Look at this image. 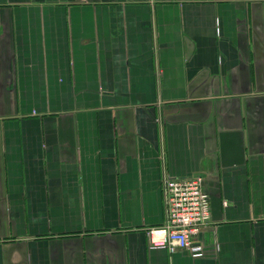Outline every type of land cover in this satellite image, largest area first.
<instances>
[{
	"label": "crops",
	"instance_id": "0c3cea01",
	"mask_svg": "<svg viewBox=\"0 0 264 264\" xmlns=\"http://www.w3.org/2000/svg\"><path fill=\"white\" fill-rule=\"evenodd\" d=\"M194 175L204 254L149 248ZM0 264H264V0H0Z\"/></svg>",
	"mask_w": 264,
	"mask_h": 264
},
{
	"label": "built area",
	"instance_id": "2783aa9c",
	"mask_svg": "<svg viewBox=\"0 0 264 264\" xmlns=\"http://www.w3.org/2000/svg\"><path fill=\"white\" fill-rule=\"evenodd\" d=\"M165 220L162 226L147 230L149 248L169 252L182 249L191 256H202L204 246L198 234L210 216L209 194L199 175L188 178L165 176L162 182Z\"/></svg>",
	"mask_w": 264,
	"mask_h": 264
}]
</instances>
